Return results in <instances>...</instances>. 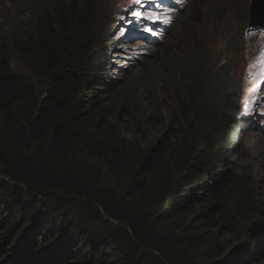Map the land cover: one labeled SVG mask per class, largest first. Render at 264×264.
<instances>
[{"label": "trees", "instance_id": "16d2710c", "mask_svg": "<svg viewBox=\"0 0 264 264\" xmlns=\"http://www.w3.org/2000/svg\"><path fill=\"white\" fill-rule=\"evenodd\" d=\"M96 6L35 0L27 23L0 35V264H257L264 201L252 157L231 143L222 77L195 71L210 51L169 57L179 132L155 145L128 138L119 111L149 130L166 119L135 92L147 61L131 80L92 70Z\"/></svg>", "mask_w": 264, "mask_h": 264}, {"label": "rangeland", "instance_id": "374dc122", "mask_svg": "<svg viewBox=\"0 0 264 264\" xmlns=\"http://www.w3.org/2000/svg\"><path fill=\"white\" fill-rule=\"evenodd\" d=\"M24 2H27L29 10L23 7ZM33 2L35 0H0V35L2 31L13 30L20 23H27ZM250 5L251 0H97L96 40L91 65L93 71L105 67L106 70L100 72L110 78L124 77L127 71L132 70L127 75L131 80L136 75L137 65L141 64L140 67L143 68L144 64L140 62H148L135 92L148 108L154 106L162 112L166 125L149 130L143 125L139 112L127 115L119 111L115 122L120 125L126 137H136L145 144L155 145L162 138L170 139L176 135L180 123L186 119L180 111L175 94L168 93L163 82L164 79L171 82V76L179 73L169 67L170 55L176 58L185 52L188 45L209 50L211 63L204 60L195 71L201 75L204 64L212 77H222L219 81L224 82L223 92L228 93L229 100L227 125L234 126L229 130L231 143L252 157V194L264 201V116L261 115L264 113V84L260 83L264 74V38L252 34L248 28ZM174 6L175 9H170ZM132 21H139L143 27L147 22L155 24L151 32L152 36L159 39L155 48L138 40H125V30ZM223 46L224 49L221 50ZM163 52L167 57L165 61H162ZM198 55L203 56V52L198 50ZM211 65H215L212 73L209 69ZM11 68L19 75H30L27 65L16 57H11ZM122 69L125 73L119 72ZM162 69H165L161 72L163 79H159L158 73ZM187 82V79L180 78L179 84L186 86ZM142 88L143 91L138 93ZM258 88L261 90L259 94ZM253 125L258 126V133L250 132ZM232 130L236 133L232 134ZM8 206L5 207L6 210H9ZM53 209L67 215V210L59 209V206ZM0 215L4 217L6 212L1 211ZM68 218L72 225L74 221L78 223L77 217L72 216V213ZM2 238L4 237L0 232V245ZM256 259L257 264H264V250L257 252Z\"/></svg>", "mask_w": 264, "mask_h": 264}, {"label": "clouds", "instance_id": "9594fccd", "mask_svg": "<svg viewBox=\"0 0 264 264\" xmlns=\"http://www.w3.org/2000/svg\"><path fill=\"white\" fill-rule=\"evenodd\" d=\"M156 1H159V2H168L167 0H156ZM167 4V3H165ZM158 5V3H157ZM170 9H175L174 8H170ZM145 27H143L142 23H140L139 21H132L129 23V26L126 28L125 30V40H130V39H133V40H138L142 43H148V45H151L153 48H155V45H153L154 43H158L159 39L156 37V36H152L151 35V32H152V28L155 26L154 23H145L144 24ZM247 25H248V28H257V26L255 27H252V26H249V22H247ZM123 26V25H122ZM130 28V29H129ZM145 29V30H144ZM147 29V30H146ZM149 29H151V31H148ZM164 30L167 31V28L164 27ZM163 33H165V31H162ZM127 43V42H125ZM152 48H149L150 51ZM247 124V122H246ZM256 132L258 133V126L256 125H253L251 127V130L250 132ZM236 133V132H235ZM238 137V134L236 135Z\"/></svg>", "mask_w": 264, "mask_h": 264}, {"label": "water", "instance_id": "95a60500", "mask_svg": "<svg viewBox=\"0 0 264 264\" xmlns=\"http://www.w3.org/2000/svg\"><path fill=\"white\" fill-rule=\"evenodd\" d=\"M249 26L264 28V0H251Z\"/></svg>", "mask_w": 264, "mask_h": 264}, {"label": "snow or ice", "instance_id": "6c2138e0", "mask_svg": "<svg viewBox=\"0 0 264 264\" xmlns=\"http://www.w3.org/2000/svg\"><path fill=\"white\" fill-rule=\"evenodd\" d=\"M139 15V14H137ZM151 19V17H149ZM157 19H159V17H157ZM148 31H151V29H149ZM261 84H264V74H262V78H261V81H260ZM260 89L258 88L257 89V92L258 94L260 93ZM257 99H259V96L257 97ZM253 104L255 105L256 104V100L253 101ZM262 116H264V113H261Z\"/></svg>", "mask_w": 264, "mask_h": 264}]
</instances>
